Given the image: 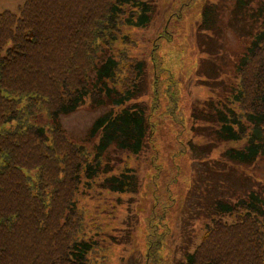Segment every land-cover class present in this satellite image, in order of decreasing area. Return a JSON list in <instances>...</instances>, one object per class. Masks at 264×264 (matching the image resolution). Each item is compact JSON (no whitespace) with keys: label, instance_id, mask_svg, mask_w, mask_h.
Masks as SVG:
<instances>
[{"label":"trees","instance_id":"16d2710c","mask_svg":"<svg viewBox=\"0 0 264 264\" xmlns=\"http://www.w3.org/2000/svg\"><path fill=\"white\" fill-rule=\"evenodd\" d=\"M154 2L30 0L18 15L0 14V264H106L103 250L86 238V212L78 208L79 200L98 184L112 194L137 191L133 170L115 172L105 161L110 150L137 157L149 144L154 168L153 119L162 100L164 115L178 129L168 147L175 169L191 153L194 160L221 166L224 171L217 168L214 174L224 172L232 182L237 168L264 159V0H234L228 28L236 32L238 22H247L253 29L243 24L249 35L226 93L191 110L190 133L204 124L211 130L208 147L229 145L216 159L197 155L203 148L183 139L187 127L180 112L175 115L176 81L156 55L166 32L150 55V103L137 101L147 95V65L131 53L128 31L148 27ZM220 10L217 4L205 5L201 30H222ZM165 73L168 86L162 88ZM85 102L109 108L89 130V140L97 139L93 151L68 141L59 126L60 117ZM238 180L244 189L239 193L228 190L227 197L215 198L212 191L204 192L198 245L182 260L166 264H264V190H247L245 177V185L243 177ZM170 197L168 192L166 204L155 197L145 220L144 264L166 261L161 253L172 234Z\"/></svg>","mask_w":264,"mask_h":264},{"label":"rangeland","instance_id":"374dc122","mask_svg":"<svg viewBox=\"0 0 264 264\" xmlns=\"http://www.w3.org/2000/svg\"><path fill=\"white\" fill-rule=\"evenodd\" d=\"M28 1L30 0H0V14L9 12L18 15L20 8ZM207 4H217L221 8L218 24L222 20L223 24L220 32L201 30V14ZM233 4L234 0H155L148 27L128 31L131 41L134 42V46H130L131 53L143 59L147 65L144 77L147 95L137 101L145 102L146 105L150 103L149 92L153 80L150 55L155 41L166 32L165 40L159 42L156 55L161 57L164 68L176 81L178 110L175 115L180 112L179 119H182L187 127L183 131V139H191L203 148L199 149L197 155H210L209 157L214 159L229 145L208 147L211 144V130H205V125L199 124L202 129L197 133H190L189 119L193 107L226 93L234 76L236 59L246 45L249 35L247 30L253 29L247 22L246 25L244 22H238L240 30L236 32L228 28L229 25L232 26L230 22L233 19ZM169 73L161 77L162 88L168 86L165 78ZM166 105V101L162 100L161 109L153 119L156 128L152 138L155 139L154 146L158 151L154 168L151 165L154 152L149 144L137 157L113 150L107 154L105 162L112 165L115 172H121L125 167L135 172L138 180L137 191L122 195L109 193L99 187L98 182L103 177L101 176L98 185H94L92 191H87L88 193L79 200L78 208L81 207L86 212V238L93 239L99 250H103L107 257L106 264H144L147 251L145 220L152 211L155 197L166 204L169 192L170 199L174 200V208L170 212L168 210L170 218L169 223L167 222L172 234L161 253V258L166 259L161 264H166L167 259L173 262L182 260L185 251H193L198 245L202 235V223L205 221L200 220L204 213L200 205L204 192L212 191L210 194L215 195V198L227 197L228 190L239 193L244 190L240 187L239 176L240 180L243 177L244 185L245 177L247 190H264V159L252 167L237 168L232 182L230 178L227 180L224 172L214 174L217 168L224 171L221 166L216 167L213 162L204 164L202 160H194L191 153L180 159L176 164L178 168L175 169V164L170 160L173 153L168 147L178 129L171 125L167 115H164ZM108 110V107L94 109L85 102L75 113L60 117L59 126L68 141L93 151L97 139L89 140V130L95 120ZM155 168L160 170L159 173ZM156 173L158 179L154 181ZM229 176L231 173H228ZM220 179L222 182L216 184Z\"/></svg>","mask_w":264,"mask_h":264}]
</instances>
